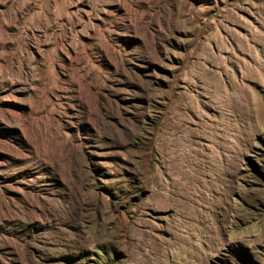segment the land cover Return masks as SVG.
Wrapping results in <instances>:
<instances>
[{"label": "rangeland", "instance_id": "374dc122", "mask_svg": "<svg viewBox=\"0 0 264 264\" xmlns=\"http://www.w3.org/2000/svg\"><path fill=\"white\" fill-rule=\"evenodd\" d=\"M0 264H264V0H0Z\"/></svg>", "mask_w": 264, "mask_h": 264}]
</instances>
